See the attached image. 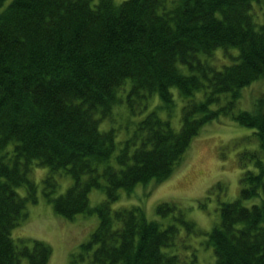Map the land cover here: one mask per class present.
<instances>
[{
	"label": "trees",
	"instance_id": "1",
	"mask_svg": "<svg viewBox=\"0 0 264 264\" xmlns=\"http://www.w3.org/2000/svg\"><path fill=\"white\" fill-rule=\"evenodd\" d=\"M0 0V264H48L41 239L16 240L12 230L38 201L30 173L47 165L44 194L72 219L97 212L99 223L68 264H194L195 254L168 252L179 224L200 231L175 203L156 206L176 222L161 226L141 204L112 209L120 189L168 178L209 121L231 115L253 129L238 153L237 198L220 203L209 232L215 264H264V93L252 109L234 111L241 90L264 76V0ZM219 47L232 63L210 61ZM206 55L202 59L201 55ZM186 65L189 72L180 66ZM128 80H130L129 86ZM172 87L184 99L181 127L158 109L102 128L126 94L130 114L147 110L151 95L169 115ZM203 92L197 98V92ZM228 93L222 103L221 96ZM214 104L219 106L213 107ZM73 182L54 195L58 175ZM24 185L26 193L17 189ZM106 198L90 205V192ZM259 197L246 204L247 199Z\"/></svg>",
	"mask_w": 264,
	"mask_h": 264
},
{
	"label": "rangeland",
	"instance_id": "2",
	"mask_svg": "<svg viewBox=\"0 0 264 264\" xmlns=\"http://www.w3.org/2000/svg\"><path fill=\"white\" fill-rule=\"evenodd\" d=\"M10 0H6L7 4ZM97 0H94L96 2ZM122 1V0H115ZM228 52L238 54V49L230 47ZM219 47L210 59L218 67L234 61L231 55ZM202 59L206 55H201ZM184 72L190 70L186 65L180 64ZM130 80H128L129 86ZM121 90L123 100L115 105L112 119L102 121V128L111 124L117 127L118 137L122 138L127 132L125 122L129 118L137 119L148 111L157 108L163 118L170 116L171 123L176 130L181 127V108L184 99L176 87H172L175 97V108L168 114L165 108H158L160 101L158 94L151 95L147 110L142 114L133 116L130 114L126 101V94ZM264 93V76L253 81L241 90L234 111L252 109L254 99ZM230 96L223 93L222 103ZM197 98L203 97V92H197ZM219 106L214 104L213 107ZM253 129L238 123L230 115H222L209 121L196 135L183 158L178 162L172 174L163 181L152 179L148 183L139 182L136 187L128 192L120 189L119 198L112 202V209L129 207L141 204L145 207L150 219L157 220L160 225L166 226L176 222L174 215L177 211L167 216H161L156 211V206L162 202H172L178 208L184 210L185 216L195 221L200 231H189L184 225H180L176 245L168 248V252H177L191 256L195 254L197 259L194 264H215L216 255L212 244L208 241L212 227L220 221V203L233 200L238 197L240 191V175L242 172L238 163V153L244 148H251V142L243 140V137L251 134ZM49 173L47 165L35 164L30 176L38 185V201L28 203L27 217L13 228L12 236L18 240L24 238L30 244L34 239H41L52 248V255L48 264H68L71 253L79 250L80 245L87 241L91 232L99 223L97 212L86 214L78 213L74 218L68 219L60 215L54 209L52 201L44 194V179ZM58 186L54 195H59L73 182L69 174L58 175ZM21 194L26 193L24 185L17 189ZM90 205L93 206L106 198L103 187L93 188L90 192ZM259 197L247 199L246 204L258 201ZM23 264H27L24 259ZM86 264V263H81Z\"/></svg>",
	"mask_w": 264,
	"mask_h": 264
}]
</instances>
